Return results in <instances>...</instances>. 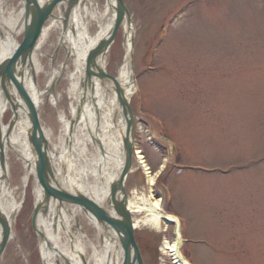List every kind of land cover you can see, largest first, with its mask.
Returning a JSON list of instances; mask_svg holds the SVG:
<instances>
[{
  "label": "rangeland",
  "instance_id": "374dc122",
  "mask_svg": "<svg viewBox=\"0 0 264 264\" xmlns=\"http://www.w3.org/2000/svg\"><path fill=\"white\" fill-rule=\"evenodd\" d=\"M98 1L102 7L106 4ZM125 2L136 24L133 57L143 90L141 109L160 117V128L177 144L181 165L205 171L174 170L167 181L173 192L170 205L162 188L151 187L154 174L163 169L165 149L149 139L139 119L133 138L147 152L148 169L135 162L127 182L129 198L160 199L165 210L181 214L192 239L188 251L197 264H264V0ZM170 18V33L160 43V29ZM124 31L119 29L106 56L107 71L113 75L125 60ZM60 33L55 30L44 45L54 56L42 58L48 71L66 55L58 47ZM155 46L152 69L144 61ZM37 74L40 88L47 89L40 106L42 124L55 138L61 130L59 115H72L66 81L50 87L48 74ZM52 96L58 98L55 104ZM10 115L9 109L6 124ZM9 155L11 184L19 185L16 197L22 208L0 264H42L31 223L35 181L30 178L26 192L24 161L12 150ZM86 218L82 226L99 244V230ZM173 235V225L164 222L159 230L148 225L136 229L145 264H176L165 247Z\"/></svg>",
  "mask_w": 264,
  "mask_h": 264
},
{
  "label": "bare ground",
  "instance_id": "6f19581e",
  "mask_svg": "<svg viewBox=\"0 0 264 264\" xmlns=\"http://www.w3.org/2000/svg\"><path fill=\"white\" fill-rule=\"evenodd\" d=\"M38 1L44 4L49 0ZM81 1L68 19L63 12L64 4L54 7L52 16L43 25L40 39L33 49L30 58L32 68L27 74L29 88L37 104L44 101L43 95L47 89L42 90L35 83L34 71L35 74H48L50 87L58 80L66 81L65 91L71 100L72 115L71 117L59 115L61 130L55 138L52 137V130L45 129L49 140L47 151L55 167L56 186L72 193L79 191L101 204L107 203L112 184L119 181L125 166L123 142L127 134V122L116 84L121 86L125 97L130 100L135 89L132 79L134 72L132 36L136 24L124 19L126 56L118 73L114 75L117 81L101 79L98 76L89 80L86 73L89 53L101 41L108 39L117 19V4L114 6L116 0H107L102 7L98 0ZM25 10L24 0H19L18 4H14L13 0H0V62L21 44L18 36L25 32ZM93 26L97 28L94 31ZM55 30L61 32V37L57 39L65 49L66 55L52 71H48L47 66L42 63V58L51 56L54 59V56L44 45L49 42ZM106 54L107 51L96 58L95 55L90 57L95 58L96 63L107 72ZM57 100L55 96L53 104ZM0 103L3 104V111L7 110L5 98L1 93ZM30 126L26 112L22 111L19 112L17 123L10 134L7 132L6 124L2 130L5 166L0 162V210L10 226L9 242L15 236L16 218L22 208V201L16 197L19 185L11 184L9 153L12 150L24 161L26 168L24 187L27 189L30 175L34 174L35 170V155L28 134ZM211 130L215 131L216 128L213 126ZM139 158L142 166L147 168L148 164L143 156L139 155ZM33 180L35 181L34 178ZM34 194L37 202L45 201L44 191L37 178ZM128 200L129 210L131 209L133 213L144 211L146 213L145 218L135 217L133 221L135 228L148 225L159 230L162 221L169 222L162 212V203L159 199L150 202L144 197L141 202L131 198ZM45 204L47 209L41 208L47 214L39 215L38 238L36 237L42 254V264H123L124 251L117 234L100 223L94 213L81 210L73 203H67L65 207L58 209L53 198L47 199ZM83 217H87L85 221L89 225L94 224L99 230L101 235L99 244L94 243L84 230L81 223ZM75 223L79 224L76 233L71 231ZM3 227L0 223V244L3 240ZM63 234L68 236V240L64 239ZM165 247L175 254L177 243L171 244L167 241ZM4 254L5 250L0 253V263Z\"/></svg>",
  "mask_w": 264,
  "mask_h": 264
},
{
  "label": "water",
  "instance_id": "95a60500",
  "mask_svg": "<svg viewBox=\"0 0 264 264\" xmlns=\"http://www.w3.org/2000/svg\"><path fill=\"white\" fill-rule=\"evenodd\" d=\"M24 1L26 3V28L23 41L8 58L0 62V88L2 89L8 103L11 105L14 113L7 132L8 134H10L14 129L17 122V116H19V112L25 111L31 122V126L28 132L29 142L35 155L36 176L39 179V182L44 191L43 199L47 201V199L53 198L54 203H56V207L58 209L61 207H65L67 203H73L78 205L85 211H91L95 214L100 223H102L105 227L113 229L117 233L119 242L124 251L123 264H144L135 240L133 222L130 210L127 206L128 200L125 188L126 177L131 171V160L133 154V143L131 136L134 119L131 108L129 106V102L123 93V89L117 83L116 90L118 92L119 99L122 104L123 113L128 124L127 134L124 139L125 166L119 181L113 182L112 184L107 203L101 202V204H99L98 202L91 200L89 197L79 191L72 193L58 188L56 186L57 178L54 171L55 167L53 166L52 160L47 151L49 140L41 126L35 101L25 84L24 74L25 68L31 66V54L37 41L40 38L44 23L50 16H52L51 14L54 7L58 4H61L65 0H49L44 4H40L38 0ZM80 1L81 0H67V2H65L66 4H64L62 7L66 19L69 18L70 14L73 12L74 7ZM116 1L117 19L111 33L108 36V39L101 41L100 44L89 53L88 67L86 70L89 80H91L94 76H98L101 79L109 78L117 81L115 80V77L105 72V70H103L99 66V64L96 63L97 60H95L98 55H101L109 49L115 39L120 24L125 19V16L127 15L129 20L131 19L129 11L123 0ZM94 55L95 58L91 59L90 56ZM92 60H94L95 62H93ZM14 88H16L17 94L19 95L21 100L16 97ZM2 130V115L0 110V162L3 164V166H5ZM45 201H39L35 209L33 227L36 232H38V225L36 222L38 213L40 211L46 213V211L42 209H47V203L45 204ZM0 223H2L4 226L3 240L0 244V253H2L9 241L10 226L4 219L1 210Z\"/></svg>",
  "mask_w": 264,
  "mask_h": 264
}]
</instances>
